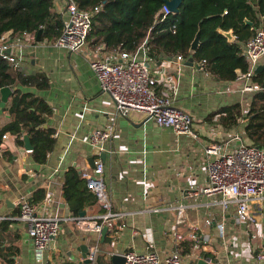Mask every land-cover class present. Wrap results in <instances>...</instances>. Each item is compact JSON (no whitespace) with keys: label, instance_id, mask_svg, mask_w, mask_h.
<instances>
[{"label":"crops","instance_id":"1","mask_svg":"<svg viewBox=\"0 0 264 264\" xmlns=\"http://www.w3.org/2000/svg\"><path fill=\"white\" fill-rule=\"evenodd\" d=\"M54 4V11L66 22L67 0H54ZM6 36L9 53L19 59L17 70L41 74L49 81L46 88L30 89L52 109L46 126L55 129L56 142L48 160L40 164L27 151L28 134L21 137L23 144L8 131L0 139V264H36L27 225L19 219L24 200L41 208L46 203V212L60 218V233L45 252V264H112L116 253H146L150 249L164 258L175 247H179L184 264L203 258L212 260L208 264H264L256 256V249L264 247V199L259 205L252 204L257 219L247 222L235 218V205L223 211L221 196L203 191L209 182L205 152L209 143L219 141L231 150L242 142L252 143L244 118L252 94L242 92L240 83L218 79L195 60L193 65L187 58L164 57L154 62L143 49L135 53L137 59L149 61L158 92L173 97L177 107L192 115L195 138L161 127L138 113L118 116L112 97L101 90L90 63L96 52L104 55L105 51L91 41L78 51H70L56 45V40L13 37L11 32ZM233 36L230 42L235 40ZM11 100L12 95L0 111V132L11 121ZM234 104H241L244 117L236 125L225 124L216 112ZM110 126L115 127L112 139L97 150L89 141L92 131ZM96 160L104 162V181L115 213L116 227L109 229L105 238L91 229L92 221L104 213L100 204H87L86 214L76 217L64 196L67 171L73 167L82 174L91 171ZM39 190L45 193L41 202L35 200ZM181 205L186 206V219L177 225ZM207 219L212 223L208 225ZM191 224L200 226L198 249L189 237ZM175 231L183 238L176 239ZM95 241L99 242L97 261L84 263L82 246L89 252ZM186 245L190 251L183 253Z\"/></svg>","mask_w":264,"mask_h":264},{"label":"trees","instance_id":"2","mask_svg":"<svg viewBox=\"0 0 264 264\" xmlns=\"http://www.w3.org/2000/svg\"><path fill=\"white\" fill-rule=\"evenodd\" d=\"M79 8L93 10L89 41L108 50H125L137 53L146 42V57L160 61L164 57L193 58L197 63L205 60L206 68L218 79L235 81L238 69L245 72L248 61L243 46L264 28V0H183L180 11L169 14L164 20L157 17L167 0H74ZM54 0H0V39L11 32L12 36L31 34L41 40L54 41L65 24L60 13L54 11ZM254 23V28L251 24ZM173 25L176 28L173 31ZM231 30L236 36L230 42L222 31ZM199 33L196 50L191 45ZM255 80L264 83V69L256 72ZM48 79L41 74H26L13 67L0 53V89L10 86L12 100L8 107L11 121L0 132L16 135L20 144L28 134L33 145L36 162L45 163L55 147V129L46 126V117L52 112L47 101L30 88H46ZM29 88V89H28ZM217 114L228 125H236L244 117L241 104L222 107ZM215 113V114H216ZM225 114V115H223ZM245 132L250 141L264 147V90L254 93L247 108ZM45 193L39 190L35 200L41 202ZM64 196L73 216L78 217L87 204L96 202L89 192L87 181L75 167L66 173ZM190 251L188 245L183 253ZM185 264H197L191 260Z\"/></svg>","mask_w":264,"mask_h":264},{"label":"built area","instance_id":"3","mask_svg":"<svg viewBox=\"0 0 264 264\" xmlns=\"http://www.w3.org/2000/svg\"><path fill=\"white\" fill-rule=\"evenodd\" d=\"M101 9L102 5H98L93 10H83L74 0H67L69 19L65 22L55 44L70 51H78L87 46L93 16ZM169 14L176 13L165 4L158 12L157 17L164 20ZM251 26L254 28V23L251 22ZM175 28L176 26L173 25V31ZM255 29L256 34L244 45L248 68L245 72H239L237 79L231 82L236 85L240 83V90L252 95L264 90V83L254 78L257 68L264 65V28ZM7 33L0 39V53L15 69H19V59L7 52L11 49L7 44ZM25 37L34 39L31 34H26ZM146 42L140 48L144 50L145 54ZM99 49L105 51L104 55L96 52L91 59V67L97 74L101 90L112 97L118 116L129 117L138 113L144 119L153 120L161 127L171 128L179 134L198 138L192 115L177 107L173 97L158 92L157 78L152 74L148 60H139L135 53L125 50H114L117 52V55L114 56V51L110 52L105 45H99ZM174 58L178 61L184 60L182 55ZM204 62L205 60L201 63ZM114 132V126L95 129L92 131L89 141L98 150L106 141L112 139ZM236 138L238 137L236 136ZM27 151L32 152L33 149H27ZM205 152L209 157L207 162L209 182L203 189L204 193L209 196L220 195V205L223 211H227L231 205H235V218L247 222L256 221L257 215L252 204L259 205L264 199V147L242 142L236 149L231 150L225 143L213 141L208 144ZM104 170V162L96 160L91 171H85L82 174L87 181L88 190L95 195L96 201L104 210L100 218L92 221L94 224L91 229L98 234L102 233L104 226L111 230L116 227L111 195L104 181ZM186 212V206L178 207L177 225L185 222ZM19 219L27 225L34 245L36 264H45V252L60 233V218L46 212V203L41 208L38 204L24 200L20 205ZM206 222L209 225L212 220L207 219ZM83 223H87L86 220H83ZM219 228L224 237L225 225L223 222L220 223ZM199 229V225L191 224L189 234V237L196 243L197 249L202 241ZM174 235L176 239L183 238L176 231ZM150 242L153 243L151 240ZM256 250L257 258L264 260V247H258ZM98 253L99 242L95 241L89 249L87 258L94 263L97 261ZM123 255L125 264H184L179 247H175L164 258L153 249L146 253L127 251ZM85 259V257H81L82 261ZM203 259L207 263L212 262L209 258Z\"/></svg>","mask_w":264,"mask_h":264},{"label":"water","instance_id":"4","mask_svg":"<svg viewBox=\"0 0 264 264\" xmlns=\"http://www.w3.org/2000/svg\"><path fill=\"white\" fill-rule=\"evenodd\" d=\"M183 0H167L166 1V5L168 6V8L172 11H174L175 13H178L180 11V7L182 4ZM251 24V22H249ZM43 30L41 29L38 32L37 35V41H41V35H42ZM223 34L228 38V40H232L233 39V32L231 30L229 31H222ZM200 44V36L199 33L196 35L192 45H191V49L192 50H196L198 48ZM10 52V49L7 51ZM149 64V63H148ZM189 65H193V58H190L188 61ZM264 69V65H260L256 72L262 71ZM12 88L10 86H5L2 87L0 89V93H1V99H0V111L2 112L3 109L6 107L7 101L9 99V97L12 94ZM25 144H26V148L27 149H33V145L31 143L30 137L28 135L25 136ZM94 166V165H93ZM86 214L85 211H82L80 213L81 216H84ZM109 232V228L107 226H104L103 230H102V238H105V236L107 235V233ZM82 251H83V257H85V262L84 263H91V260L87 258V254H88V247L87 246H82ZM112 264H125V257L122 254H114L112 256ZM197 264H208L207 261L205 259H199Z\"/></svg>","mask_w":264,"mask_h":264}]
</instances>
